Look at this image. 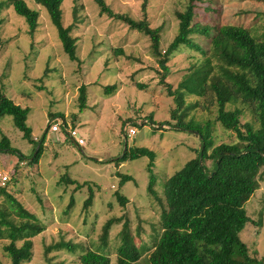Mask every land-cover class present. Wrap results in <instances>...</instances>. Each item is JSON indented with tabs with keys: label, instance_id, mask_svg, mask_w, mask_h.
<instances>
[{
	"label": "rangeland",
	"instance_id": "rangeland-1",
	"mask_svg": "<svg viewBox=\"0 0 264 264\" xmlns=\"http://www.w3.org/2000/svg\"><path fill=\"white\" fill-rule=\"evenodd\" d=\"M2 1L7 5L0 11V92L14 103L29 107L26 122L35 139L43 136L52 120L63 119L66 129L76 128L84 140L83 145L77 146L63 133L48 131L42 153L32 164L19 160L16 153L0 151V170L10 177L3 185L6 193L34 213L45 228L32 238L33 255L24 264H80L77 255L81 246L101 251L104 223L119 218L112 223L107 237L110 264H117L116 247L121 243L123 223L128 224L137 246L151 241L160 222L163 182L194 158L200 148L197 134L175 129L166 122L174 123L170 112L176 105L173 96L160 84L158 57L151 39L116 17L124 14L142 19L143 0H104L115 13L113 16L102 10L96 0H62V22L71 28L77 61H71L64 52L43 6L25 0L39 13L35 31L30 33L24 18L8 4L9 0ZM188 1L148 0L146 10L151 25L160 29L161 53L177 33L175 13L184 10ZM196 3L205 22L211 25L242 26L256 37L264 32V0ZM192 37L204 49L208 48L209 38L194 34ZM200 56L183 45L170 54L166 81L173 89ZM82 84L86 85V101L81 110L78 88ZM112 86L115 91H108ZM184 99L186 104L200 101L187 117L214 118L216 108L210 90L203 97L186 94ZM204 104H208L210 111L203 108ZM237 106L245 109L240 103ZM249 119V113L244 111L241 121ZM129 127L136 131L132 137L126 136ZM3 135L19 152L30 154L31 144L22 138L10 115L0 118V140ZM237 141L233 132L218 123L215 125V145ZM131 147H146L155 153L151 171L157 197L148 191L151 173L146 156L116 163L124 150ZM205 165L211 168L212 162L206 160ZM16 168L17 174L12 177ZM126 175L132 179L121 183ZM77 184L81 187H76ZM88 187L94 197L90 207L84 209ZM115 192L126 197L124 205L118 202ZM7 194L0 190V208L14 212L17 205L10 202ZM70 198H73L71 207ZM243 208L250 221L239 232V239L248 246L249 256L261 259L264 257V166L258 174V188ZM61 241L75 245L74 250L52 248ZM7 242L0 239V264L10 262L3 250ZM148 254L131 264H149ZM232 254L240 257L237 247Z\"/></svg>",
	"mask_w": 264,
	"mask_h": 264
},
{
	"label": "trees",
	"instance_id": "trees-1",
	"mask_svg": "<svg viewBox=\"0 0 264 264\" xmlns=\"http://www.w3.org/2000/svg\"><path fill=\"white\" fill-rule=\"evenodd\" d=\"M33 1L45 8L57 30L64 52L71 61H77L76 43L71 35V28L64 26L62 22V0ZM197 1L200 0H189L184 10L175 13L178 20L177 33L162 53L159 50L160 29L151 25L147 14L148 0H143L144 13L140 20L116 14L129 27L141 31L151 39L153 51L158 57L157 74L160 84L173 96L172 100L176 105L170 112L174 123L166 122L175 129L197 134L200 138V148L196 150L198 154L163 182L160 222L158 228L154 229L151 241L137 246L128 231V224L126 221L123 223L121 243L116 247L117 264H131L147 252L149 264L264 263V257L258 259L249 256L248 246L239 239V232L250 221L243 205L258 188V174L264 166V32L256 37L242 26L211 25L205 22L206 18L201 16V10H197ZM96 2L109 15H115L104 0ZM8 4L24 18L30 33H33L38 23V11L28 6L25 0H9ZM5 5L7 3L0 0V11ZM1 24L0 18V27ZM193 34L209 38L208 48L204 49L197 43ZM182 45L197 51L201 56L196 64L184 72L183 78L173 89L166 81L169 75V56ZM113 88L115 87L108 88V91H115ZM78 89L79 107L82 110L86 101V85L82 84ZM207 90L212 92L216 108L214 118L197 119L193 115L187 117L189 111L196 108L200 101L186 104L185 95L203 97ZM237 103L245 105V109L238 107ZM203 108L210 111L208 104H204ZM29 111V107L14 103L0 92V118L4 115L13 117L22 138L31 144V152L28 156L22 154L12 147L10 139L4 135L0 140V151L16 153L19 160H28L27 163L32 164L38 161L45 136L50 131V123L56 119L49 123L43 136L37 140L26 122ZM244 111L249 113L250 119L242 122ZM62 121L61 131H64L67 124L63 119ZM217 123L233 132L238 141L215 145L214 131ZM139 156L149 159L148 169L151 175L148 191L156 196L153 189L155 177L151 171L155 160L152 150L146 147H131L129 151L125 149L116 163ZM206 160L212 162L211 168L205 165ZM12 174V177L16 176L17 168ZM129 179L132 178L124 176L121 183ZM67 182L76 183L74 180ZM77 186L81 187L80 184ZM4 188L2 186L0 190L7 194ZM115 195L118 202L124 205L126 197L119 192H115ZM7 197L17 205V209L11 212L0 208V239L8 240L3 250L8 254L9 264H24L33 255L32 238L45 228L34 213L10 194ZM93 197L94 192L88 187V196L83 201L84 209L90 207ZM72 204L73 198H70L69 206ZM118 220L119 218H111L104 223L101 235L104 248L101 251L81 246V252L77 255L80 264H110L107 237L112 223ZM64 247L72 251L75 245L61 241L52 248L57 250ZM235 247L238 248L240 257L233 256Z\"/></svg>",
	"mask_w": 264,
	"mask_h": 264
},
{
	"label": "built area",
	"instance_id": "built-area-1",
	"mask_svg": "<svg viewBox=\"0 0 264 264\" xmlns=\"http://www.w3.org/2000/svg\"><path fill=\"white\" fill-rule=\"evenodd\" d=\"M63 121L56 120L54 122L50 123V132L52 133H63L65 136L69 137L74 141V143L77 146H81L84 144V140L82 137L79 136L78 131L76 128L69 127L65 129L64 131H61V124ZM136 133L135 129L133 127H129L126 133L127 137H132ZM9 174L5 171L0 170V185L3 186L6 184V182L9 180Z\"/></svg>",
	"mask_w": 264,
	"mask_h": 264
},
{
	"label": "water",
	"instance_id": "water-1",
	"mask_svg": "<svg viewBox=\"0 0 264 264\" xmlns=\"http://www.w3.org/2000/svg\"><path fill=\"white\" fill-rule=\"evenodd\" d=\"M264 264V263H263Z\"/></svg>",
	"mask_w": 264,
	"mask_h": 264
}]
</instances>
